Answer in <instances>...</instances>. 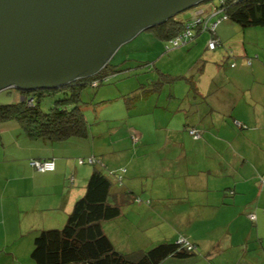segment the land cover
Segmentation results:
<instances>
[{
    "label": "crops",
    "instance_id": "crops-1",
    "mask_svg": "<svg viewBox=\"0 0 264 264\" xmlns=\"http://www.w3.org/2000/svg\"><path fill=\"white\" fill-rule=\"evenodd\" d=\"M198 7L178 17L187 20ZM223 24L215 49L208 48L212 33H202L207 45L186 74L191 82L183 78V89L141 99L142 110L134 104L125 122L111 119L113 135L98 147L31 139L21 126L0 123V264H35L38 232L63 227L85 193L92 170L79 160L86 155L113 173L125 170L121 180L111 175L118 201L122 193L142 198L103 222L119 251L184 237L195 254L160 264H264V46L245 36L235 42L229 32L238 27ZM196 41L189 49L200 46ZM34 159H52L55 169L39 171Z\"/></svg>",
    "mask_w": 264,
    "mask_h": 264
},
{
    "label": "trees",
    "instance_id": "trees-1",
    "mask_svg": "<svg viewBox=\"0 0 264 264\" xmlns=\"http://www.w3.org/2000/svg\"><path fill=\"white\" fill-rule=\"evenodd\" d=\"M206 1L209 0L203 2ZM214 6L222 13H226L229 20L240 24L243 28L264 26V0H221ZM181 12L183 13L185 10ZM179 13L148 28L155 31L157 36L167 40L166 51L194 41L205 31L212 33L210 40L217 39L218 46L223 44L220 39L214 36L216 30H206L197 26L198 29L192 35L184 38L180 44L174 45L172 40L187 28L195 11L187 20L179 18ZM208 48L210 49L209 45ZM246 61L248 65L252 64L251 57H248ZM235 65L236 63L231 64L232 67ZM110 68L109 61L96 73L79 77L57 88L37 91L20 90L23 95L19 101L0 104V123L12 119L20 121L25 134L31 139H50L62 142L73 137H88L89 127L82 107L84 103L82 94L87 86L98 87L109 74L115 72V69H112L110 73L107 72ZM164 76L165 81L185 78L191 82V76L187 75L164 74ZM162 83L159 81L155 83L154 87L133 91L129 107L132 108L136 101L147 98L156 92L159 93ZM192 86L194 87V85ZM46 96L54 97L48 110L41 105ZM192 128H196L201 133L200 129L195 126H190L188 133ZM82 159L87 160L86 158ZM95 160L91 164L94 165V168L86 184L85 193L74 203L65 225L61 228L42 229L36 235L31 252V258L35 264H160L169 256L186 257L195 254L194 244V250L189 251L183 244L178 243V240L176 242H161L149 249L135 250L129 253L117 250L104 231L103 222L118 217L122 213L125 202L137 201L140 197L122 193L121 200L118 201L115 198L116 194L112 192L114 181L111 175L119 177L121 174L123 179V173H121L123 170H120L119 173L107 170L108 173H106L97 166L99 164L105 166V164L98 159ZM261 179L263 183L264 176Z\"/></svg>",
    "mask_w": 264,
    "mask_h": 264
},
{
    "label": "water",
    "instance_id": "water-1",
    "mask_svg": "<svg viewBox=\"0 0 264 264\" xmlns=\"http://www.w3.org/2000/svg\"><path fill=\"white\" fill-rule=\"evenodd\" d=\"M204 0H0V91L57 88L139 32Z\"/></svg>",
    "mask_w": 264,
    "mask_h": 264
},
{
    "label": "rangeland",
    "instance_id": "rangeland-1",
    "mask_svg": "<svg viewBox=\"0 0 264 264\" xmlns=\"http://www.w3.org/2000/svg\"><path fill=\"white\" fill-rule=\"evenodd\" d=\"M220 1L209 0L201 2L185 11H190V9L197 8L201 5L198 8H205L207 10L206 13H209L214 5ZM178 15L181 17L182 12ZM225 24L236 25L238 27V31L229 32V37L235 42H242L245 36L246 42L258 40L264 46V26L243 28L240 24L229 19L224 21L223 25ZM202 35H199L194 43L192 41L169 51L165 49L167 40L157 36L152 29L142 30L133 39L122 43L109 59L111 68L107 72L110 73L112 69H115V72L109 74L98 87L89 85L83 91L82 98L84 103L82 107L89 127L88 137H73L67 141L80 143L81 148L84 150L100 146L103 138H110L113 135L111 129L116 124V121H111V119L125 116L121 121H126V113L130 110L131 93L135 90L154 87L156 85L155 83L159 81L163 82L160 91L163 88L165 90L171 88L176 90L183 89L182 78L165 81L164 74H171L173 76L187 74L191 64L200 57L201 53H205L207 41L205 42ZM196 40L200 42V46L196 49H189L197 42ZM258 52L262 54L260 60H264V49ZM255 56H253V60L256 62L259 57L256 58ZM183 85L185 87V84ZM167 92L164 91L163 95H166ZM157 94L158 92L153 94L151 101L156 99ZM22 95L21 91L15 87L5 88L0 91V104L19 101ZM53 101V96H46L43 98L41 105L44 109L48 110ZM139 101H136L134 104L138 106V109L141 107L142 110L144 102ZM4 123H11L10 125H15L16 127L21 126L23 129L20 121L15 119L8 120ZM80 158L87 159L88 155ZM83 166L91 170L94 168V165L91 164H84ZM97 166L102 168L106 173H108L107 170L109 167L113 168L111 165L107 169L100 164ZM109 226L107 223L104 224L106 233L109 230ZM151 247H148V249Z\"/></svg>",
    "mask_w": 264,
    "mask_h": 264
},
{
    "label": "built area",
    "instance_id": "built-area-1",
    "mask_svg": "<svg viewBox=\"0 0 264 264\" xmlns=\"http://www.w3.org/2000/svg\"><path fill=\"white\" fill-rule=\"evenodd\" d=\"M228 20V15L226 13H222L219 9H217V7H213L211 9V11L209 13H206V10L204 8H199L195 11L193 17L191 18V20L188 22L187 24V28L183 31L182 34H180L179 36H177L176 38H174L172 40V43L174 45H178L182 42V40L184 38L189 37L190 35H192L193 32H195L198 27H201L202 29H210L211 31H215L218 24H220L221 22ZM209 47L210 49H215L219 43L217 41V39H212L209 41ZM239 126L242 125V123L240 121L236 122ZM189 133L196 139L201 137V133L196 129V128H192L189 130ZM133 138L135 140H137L136 136H133ZM96 160L94 157H90L88 158L86 161L84 159H80L79 163L83 164V163H89L92 164L94 163ZM31 165L36 168L39 171H43V172H48V171H53L55 169V161L52 159H45V160H41V159H34L31 161ZM125 170L123 169V172ZM121 172V173H123ZM118 180L122 179V175L120 174L119 177H117ZM141 199L138 198L137 201H140ZM252 218H255V216H252ZM178 243L183 244L184 247L191 251L194 250V245L192 243H190L187 239H185L184 237H180L178 239Z\"/></svg>",
    "mask_w": 264,
    "mask_h": 264
}]
</instances>
